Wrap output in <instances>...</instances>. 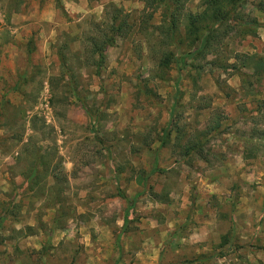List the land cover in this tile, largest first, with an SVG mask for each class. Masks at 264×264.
<instances>
[{"label": "rangeland", "instance_id": "1", "mask_svg": "<svg viewBox=\"0 0 264 264\" xmlns=\"http://www.w3.org/2000/svg\"><path fill=\"white\" fill-rule=\"evenodd\" d=\"M172 8L0 0V264H264V0Z\"/></svg>", "mask_w": 264, "mask_h": 264}, {"label": "trees", "instance_id": "2", "mask_svg": "<svg viewBox=\"0 0 264 264\" xmlns=\"http://www.w3.org/2000/svg\"><path fill=\"white\" fill-rule=\"evenodd\" d=\"M144 1L148 7H152V8L163 6L165 10H167L168 8L173 7L172 10L170 11V15L168 16L170 29H172V31L173 28H175V26H177V24L180 22L179 17H184L187 23H189L188 24L189 28L187 30V33L189 35H192V38L194 39L191 41V44H193L194 41L197 39L199 44H198V48H195L196 50L195 52H199L208 46V42L211 37L210 29L208 26L210 21L213 20L215 23H218L222 19H224L225 16H227V13L223 12L224 4L234 3V5H237L242 0H205V3L208 7L207 11L194 13L193 15L187 13L185 14L186 17L184 15L183 16L180 15L179 13H181L180 9H182L184 7V4L187 3L189 0H144ZM208 11L210 13L209 14L210 18H207L208 20L207 19L205 20ZM115 12H119V10H115ZM116 20H117L116 16L112 17V23L111 25H109L111 34H109L107 37L104 35L106 40L103 46L104 48L113 42L114 37L118 35V33L122 30L123 25L125 24L124 21L119 22V24H116ZM95 46L97 45L95 44L94 47ZM184 58L185 56H181L180 60L183 61ZM261 134H262L261 137H264V131Z\"/></svg>", "mask_w": 264, "mask_h": 264}, {"label": "crops", "instance_id": "3", "mask_svg": "<svg viewBox=\"0 0 264 264\" xmlns=\"http://www.w3.org/2000/svg\"><path fill=\"white\" fill-rule=\"evenodd\" d=\"M39 3H41V2H39ZM43 11V10H42ZM12 12H14V11H12ZM14 14H16V13H14ZM25 16V15H24ZM26 17V16H25Z\"/></svg>", "mask_w": 264, "mask_h": 264}]
</instances>
